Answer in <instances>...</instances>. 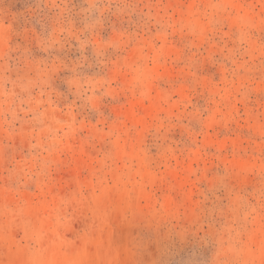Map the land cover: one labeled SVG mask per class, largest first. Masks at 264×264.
I'll use <instances>...</instances> for the list:
<instances>
[{
    "label": "rangeland",
    "instance_id": "obj_1",
    "mask_svg": "<svg viewBox=\"0 0 264 264\" xmlns=\"http://www.w3.org/2000/svg\"><path fill=\"white\" fill-rule=\"evenodd\" d=\"M0 264H264V0H0Z\"/></svg>",
    "mask_w": 264,
    "mask_h": 264
}]
</instances>
